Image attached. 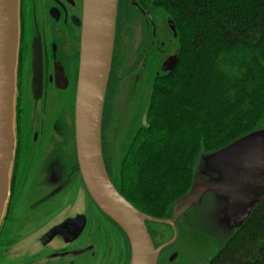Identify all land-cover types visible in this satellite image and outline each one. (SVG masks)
I'll use <instances>...</instances> for the list:
<instances>
[{
	"label": "water",
	"instance_id": "water-1",
	"mask_svg": "<svg viewBox=\"0 0 264 264\" xmlns=\"http://www.w3.org/2000/svg\"><path fill=\"white\" fill-rule=\"evenodd\" d=\"M119 2L120 0H83L82 18H74L81 27L80 55L75 61L64 55L67 66L62 61L54 64L53 81L58 87L55 90L67 91L72 88L76 92L72 111L76 159L80 167L78 176L98 209L116 221L125 234L123 240L116 236L113 242L114 248L117 244L118 251L123 246L127 250L126 264H159L161 248L155 245L148 221L170 222L174 225L173 222L183 217L191 207L200 205L208 193L220 197L223 203L219 210H222L223 217L229 220L231 227L223 237L221 246L205 261V264H210L264 200V120L262 127L238 137L233 142L215 150L202 151L194 168L191 189L176 201L172 218L155 217L135 206L113 181L104 152L103 122L113 68ZM20 4L21 0H0V229L11 194V173L17 147L16 116L21 50ZM168 25L174 36L178 37L180 32L171 16ZM32 32H34L33 26L30 33ZM27 58L26 90L36 105L44 99L45 65L41 34L38 33L33 38ZM179 58L180 49L163 61L162 71L172 72ZM28 112L30 116H35L33 108L28 109ZM55 122L57 119L54 120L53 125ZM61 124L62 121L55 124L54 128L52 126L57 136H62ZM39 137V131H35L34 138H28L26 143L34 146L36 144L34 141ZM47 150L48 154L43 161L46 173L37 176L33 187L52 191L49 193L51 195L56 188L61 187L59 181L51 182V178L59 166L58 163L63 162L65 157L61 155L57 143L52 145L50 137ZM73 160L76 162L75 158ZM78 220L81 222L79 235L86 225V213L68 218L64 223L54 227L46 235L47 238L53 237L60 231L63 232L69 222ZM91 249L92 247L88 246L63 252L61 257L69 261L80 253L91 252ZM178 256L179 253L176 251L172 253L170 260L173 261ZM42 260L40 263L44 264Z\"/></svg>",
	"mask_w": 264,
	"mask_h": 264
},
{
	"label": "rangeland",
	"instance_id": "rangeland-1",
	"mask_svg": "<svg viewBox=\"0 0 264 264\" xmlns=\"http://www.w3.org/2000/svg\"><path fill=\"white\" fill-rule=\"evenodd\" d=\"M127 1H130L134 13L131 19L128 20V10L127 8L124 10L121 16L123 18V29L121 31H118L119 19H117L113 68L104 113L103 138L104 152L111 175L115 178L122 194L131 201L125 195V192L129 193L131 191V184L137 189L136 184L133 182L138 164L130 154L135 146L140 144V141L137 143V137L140 132L150 128L149 114L157 83L159 79L170 74L162 71L163 61L178 49H180L181 53L182 46L181 31H179V36L175 37L168 25V19L171 16L178 26V21L170 8L161 5L155 11H151L143 8L141 0ZM120 4L121 0L119 2V14ZM145 37H147L148 41L146 48L143 49ZM23 56L24 53L20 52L18 72L22 73L23 80L20 86L21 79L18 73L17 93L19 97V88L24 90L21 100L24 113L20 112V116L18 111L16 116V156L15 160H13L11 173V194L2 227L5 223L16 221V217L13 218V210L16 209L18 211L15 213L18 214L20 223H31L33 219H39L38 222L34 221L33 223L43 225L44 211H46V218L47 213L50 215L48 217V225H53L68 215H73L80 211L90 214L89 219L94 222L105 223V218L98 215L94 210L83 181L78 176L80 167L76 159L74 113L72 111L74 110L73 101L76 92L72 88L67 91L47 88L45 98L40 104L35 105L34 100L28 95L26 90L27 81L25 80V75L27 74V67L26 60L25 64L23 63ZM31 108L35 111V116H30L28 109ZM20 117L21 119L23 117L24 122L21 127L19 123ZM55 119H57V122L54 125L62 121L60 126L62 136H57L53 132L52 126L54 128L53 122ZM259 125V127L263 126L262 123ZM258 126L244 134L257 129ZM35 131H39L40 137L37 141H34L36 144L31 146L26 141L30 137L34 138ZM72 132L73 136H71ZM147 136L157 140L159 135L158 132H152ZM49 137L52 145L57 143V146L61 149V155L65 157V160L60 163L64 168L58 166L51 178V182H55L54 177L59 175L61 187L56 188L51 195L49 193L52 191H48L45 188H33V183L37 176L39 174L45 175L46 173L43 161L48 154ZM73 158H75L76 162ZM196 163L197 161L190 166L191 178L188 185L184 189H176L169 193L158 207H150L146 206V204L143 206L144 203L141 200L137 201V204L133 203L134 201L131 202L140 209L144 208L142 210L147 213L151 211L150 215L170 217L173 214V207L176 201L182 194L191 189ZM75 165L78 167L76 170ZM62 179H64L63 183ZM17 182H20L21 188L25 189V194H29L30 190L39 189L46 196L50 195L51 199L55 195L56 201L52 199L51 202L38 207L37 204L31 205V200L23 197L20 199V205L14 208L11 203V196ZM72 194L78 197L75 201V198L71 196ZM72 198L73 200L71 201ZM78 200L83 201V205H79ZM222 203L223 200L220 197L208 193L200 205L191 207L183 215L179 224L181 239L169 251H165L163 261L160 264H205L209 255L216 252L221 246L223 237L227 235V231L231 227V223H228L229 220L223 217L222 210H219ZM33 208L40 210L41 215L33 214ZM149 225L156 231L161 254L163 251L162 247L166 248L173 244L170 240L172 229L167 224H159L153 221H150ZM98 236L101 237L102 234L98 233ZM32 237H34V233L29 238ZM20 247L23 253L31 249L32 251L36 250L37 245L35 242L31 243L27 240L14 245L12 243L2 244L0 246V264H41V259L36 263H32L28 259H20ZM101 247L103 249L106 248L105 245H101ZM176 251L179 256L171 261L170 256Z\"/></svg>",
	"mask_w": 264,
	"mask_h": 264
},
{
	"label": "trees",
	"instance_id": "trees-1",
	"mask_svg": "<svg viewBox=\"0 0 264 264\" xmlns=\"http://www.w3.org/2000/svg\"><path fill=\"white\" fill-rule=\"evenodd\" d=\"M163 1L181 31L180 59L157 83L150 128L130 154L137 189L125 192L150 207L188 185L203 150L264 120V0ZM210 264H264V201Z\"/></svg>",
	"mask_w": 264,
	"mask_h": 264
},
{
	"label": "flooded vegetation",
	"instance_id": "flooded-vegetation-1",
	"mask_svg": "<svg viewBox=\"0 0 264 264\" xmlns=\"http://www.w3.org/2000/svg\"><path fill=\"white\" fill-rule=\"evenodd\" d=\"M141 4L145 10L155 11L163 7H167L163 0H141ZM21 50L20 52L24 53L23 63L25 64V60L28 62V52L31 50L33 38L39 33L42 37L43 44V52H44V87H43V97L45 98L46 89L53 88L58 89L54 78V64L57 61H62L65 66L66 60L64 59V55L68 57L71 61H75L77 57L80 55L79 50V40L81 34V27L78 25L74 18H82L83 15V0H21ZM127 8L128 10V20L133 16V9L131 8L130 1L121 0L120 4V14L118 17V31L123 29L122 13ZM142 12V11H140ZM78 20V19H77ZM34 28V32H31V28ZM147 37H145V41L143 43V49L147 46ZM68 53V54H67ZM71 53V55L69 54ZM21 72V71H20ZM22 74V73H21ZM20 76V86L22 85L23 76ZM19 97L17 99V109L19 113L23 112L24 109L21 105L22 95L24 90L19 88ZM20 113V116H21ZM20 127L23 125V117L19 119ZM19 127V129H20ZM57 129V128H56ZM40 135V133H39ZM18 162V161H17ZM61 166L60 163H58ZM64 168V166H61ZM75 170L78 168L77 165L74 166ZM113 177V176H112ZM114 178V177H113ZM55 181H59L60 176L56 175L54 177ZM115 179V178H114ZM113 179V180H114ZM116 182V180H114ZM15 184V182H14ZM36 184L35 182L33 183ZM35 188V187H33ZM74 201L78 198L75 197L74 194L71 195ZM28 198L31 200V205L37 204L38 207L41 205H45L48 202H51L52 199L56 201L55 195L51 199V196L41 193L39 189L30 190L29 194H25V189L21 188L20 182L16 183L15 188L12 191V204L13 207L16 208L20 205L21 198ZM71 199V201L73 200ZM89 200L90 197H89ZM92 201V200H91ZM79 205H83V201L78 200ZM81 203V204H80ZM94 210L100 214L98 207L93 203ZM36 207V208H38ZM33 208V214L38 216L41 215L40 210ZM18 209L13 210L14 215L13 218L16 217V221H10L9 223H5L1 228L0 235V246L2 244H17L22 241H30L35 242L37 245L36 250H29L27 252L22 253V248L20 247L19 258L23 260L28 259L32 261V263H36L39 259L44 260V264H126L127 261V250L123 246L122 249H119L116 252V248H114L113 240L119 237V239L123 240L125 234H123L119 225L111 219L110 217L105 218V223L94 222L89 219L90 214L86 212H76L73 215H68L62 220L54 223L53 225H48V217L50 216L47 213V218L44 211L43 217V225L40 223H33L34 221L38 222L39 219H33L31 223H20L17 212ZM87 214L86 225L83 228L82 232L78 235V230L80 227V220L69 222V225L65 226L63 232H58L53 235V237L47 238V234L51 232V230L64 223L68 218H74L79 214ZM10 214V209H9ZM173 214L170 217H159V218H172ZM182 221V218L176 219L171 224L170 222H155L159 224H167L172 229V237H171V245L166 248L163 247V251L160 254L159 264L163 261V255L165 251H169V249L175 245L180 239V228L179 224ZM19 222V223H18ZM149 223V222H148ZM150 232L155 240L156 245L158 246L156 231L152 229V227L148 224ZM34 233V237L29 238L31 234ZM98 233H101L102 236H98ZM97 235V236H95ZM48 241H45V240ZM94 239L90 242L85 243L86 241ZM96 240V242H94ZM101 245H105L106 248L103 249ZM59 246V247H57ZM91 246V252L80 253L74 256L75 259H69L61 257V253L71 251V250H79L84 247ZM23 248L24 244H23ZM35 251V252H34ZM89 256H84L88 255ZM54 255V256H52ZM24 256V257H23ZM52 256V257H50ZM87 260V262H86ZM162 263V262H161Z\"/></svg>",
	"mask_w": 264,
	"mask_h": 264
}]
</instances>
